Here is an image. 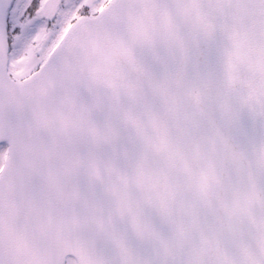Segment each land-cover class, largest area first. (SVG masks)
Segmentation results:
<instances>
[{
	"label": "snow or ice",
	"instance_id": "snow-or-ice-1",
	"mask_svg": "<svg viewBox=\"0 0 264 264\" xmlns=\"http://www.w3.org/2000/svg\"><path fill=\"white\" fill-rule=\"evenodd\" d=\"M0 264H264V0H0Z\"/></svg>",
	"mask_w": 264,
	"mask_h": 264
}]
</instances>
